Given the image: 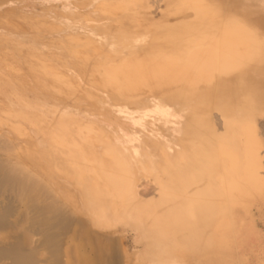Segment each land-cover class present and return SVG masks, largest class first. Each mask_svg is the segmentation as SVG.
<instances>
[{"label": "bare ground", "instance_id": "6f19581e", "mask_svg": "<svg viewBox=\"0 0 264 264\" xmlns=\"http://www.w3.org/2000/svg\"><path fill=\"white\" fill-rule=\"evenodd\" d=\"M211 1L213 5L205 0H169L162 18L145 26L135 13L143 0H131L138 6H125L123 22L117 29L108 26V20L115 18L120 9L112 0L97 4L102 15H52L55 27H51L61 34V40L47 46L46 54L31 53V60L24 58L30 68L26 84H34L52 101L60 103L74 97L78 106L95 107L96 95H77L75 84L67 75L69 71L86 83L108 88L112 104H130L138 111L150 110L153 116L150 121L140 112L128 115L127 120L134 124L132 133L127 138H112L94 125L73 121L67 114L46 120L36 112H26L24 105L14 113L6 111L9 115L1 111V116L24 119L34 125L35 136L40 135L44 146L52 148L39 153L27 130L23 133V126L12 125L3 118L0 121L11 135L28 136L23 137L24 150L15 155L18 161H0V194L7 191L14 195L13 202L23 220L17 218L20 223L29 221L24 220L29 209L37 210L35 194L55 193L46 188L47 181L29 168L41 171V164L51 161L50 156L59 150L56 162H47L50 167L40 172L50 181L48 187L52 185L67 196L61 181L69 180L79 204L74 195L67 198L93 225L107 227L116 223L138 231L142 249L137 257L141 262L186 264L187 258H192L194 264L227 261L221 255L226 247L219 242L238 237L242 224L238 216L243 208L264 199V177L258 173L259 138L264 135V129H258V121L264 117V0ZM227 8H234L235 14L225 15ZM186 13L191 18L185 22H167L172 15ZM34 26L42 32L51 28L41 23ZM97 30L107 36L108 46L98 47L75 32L92 34ZM24 53L29 52L26 49ZM92 60H96V65ZM5 76H0V95L4 99L10 97L7 95L13 85ZM188 86L194 87L192 94H187ZM201 86L202 92L198 90ZM136 93L146 95L136 100ZM152 93L162 98L158 109L154 102L144 100L155 96ZM13 102L16 103L14 99ZM213 111L222 122L220 134L212 126ZM89 142L101 146L102 151L94 155L87 150ZM85 161L92 162L89 170L83 168ZM160 170L167 179L164 183ZM140 177L151 179L158 186V200L137 198ZM4 213L0 209L2 229L7 226ZM73 236L74 247L64 252L67 261L59 262L56 256L54 264H92L81 250L86 244L102 254L109 249V242L91 239L84 221L75 225ZM15 243L17 246L10 250L15 264H35V254L22 252L28 246L26 236ZM235 257L230 260L232 264H241ZM99 264L106 263L100 259Z\"/></svg>", "mask_w": 264, "mask_h": 264}, {"label": "rangeland", "instance_id": "374dc122", "mask_svg": "<svg viewBox=\"0 0 264 264\" xmlns=\"http://www.w3.org/2000/svg\"><path fill=\"white\" fill-rule=\"evenodd\" d=\"M91 1L92 0H0V76L2 75L3 77H6L5 75H8L11 84H13L10 86L9 94L7 95L11 98L6 97V99H4L0 95V112L2 111V113L4 112L3 114L7 113V115H9V113L17 111V107H23L24 105V107H26V112H36L46 118V120H54L61 114H67L68 117H72L73 121H78L82 125H94L102 134L111 136L112 138H121L122 136L127 138L132 133L134 124L127 120L128 115H136L137 112H140L145 119L152 121L153 115L150 110L138 111V109L136 110L134 106L125 103H116L117 105L112 104L108 88L105 89L99 85L86 83L83 78L78 77L76 74L69 71L68 73L66 71V73L70 76V82L75 84L74 87L76 89L75 91L78 93L77 95H84L85 93L96 95L97 101L95 107L91 108L87 106L86 108L83 105L78 106L75 104L74 97L65 98L64 101L60 103L54 100L52 101V99L44 95L34 84L30 83L31 86L26 84L30 68L26 65L27 59L25 60L24 58L27 57L28 60H31L33 58L29 55L31 53L46 54L45 48L47 46H53L54 43L61 40V34L58 33L56 29L51 27L52 25L55 27V21L52 15H55L57 12H65L72 15H79L81 17H90L94 14L102 15V13L98 11L99 9L97 4L99 2L105 4L108 0H98L96 3H92ZM112 1L120 5V9L115 18L111 17V19L108 20V26L112 29H117L123 22L126 9L125 6H128V8L135 5L138 6V3L134 4L132 2L134 4L133 5L130 2L131 0H128V2L126 0ZM168 1L169 0H143L142 6H139L135 11L136 18L145 26H147V22H150L151 20L157 21L161 19L162 12L166 8ZM205 1L208 5L214 4V1ZM235 11L236 10L234 8H227L224 13H226L225 15H230L235 14ZM190 18V14L187 13L184 15L176 14L170 16V18L167 19V22L169 24H176L181 21L185 22ZM35 23L46 24L47 27L49 26L51 28L42 32V30H39L40 27L34 26ZM63 25L64 27L67 26L66 23H63ZM75 32H78L77 34L81 39L91 40L98 47L103 45L108 46L107 36L102 35L99 30L94 32L91 31L92 34L85 31ZM26 49L29 53L27 55H23L25 54L24 50ZM80 52L83 54L84 50L80 49ZM91 62L96 65V60H92ZM6 66L15 67L17 70H11L9 68L5 69ZM216 84H218L217 87H219V83L217 82ZM193 88V86H188L187 94H192L195 91ZM203 88L204 87L201 86L198 90L202 92L201 90H203ZM15 91L18 94H16ZM152 94L155 96H146L144 97V100L146 102H154V107L158 109L159 106H162V98L158 96V93ZM145 95L146 94L136 93L134 94L133 99H141ZM13 99L16 103L13 102ZM120 103H122V101ZM5 106L9 108H2ZM28 106L32 109L28 108ZM9 110L11 112H6ZM2 113H0V121L3 118V121L7 120L5 121L7 123L10 122L12 125L17 123L18 125L23 126L22 128L25 129L23 133L27 130L29 138L32 139V142L39 153L52 149L51 147L44 146V141L43 139L41 140L40 135H37V137L35 136L36 128L34 125L32 126L31 123L24 119L13 116L7 117L6 115L1 116ZM211 117L213 129L217 134L222 133V128L219 127L222 126L219 114L216 111H213ZM0 125L1 140H4L3 138H6L8 135V138L4 140L6 142L2 141L1 143L0 140V161L2 163H7V161L14 162L16 159L18 161V158L15 155L18 154L21 149L24 150V146H22L24 144L23 137L28 138V136H24L23 134L21 135V133L19 136L11 135L10 131L5 128L7 126H5L4 123H0ZM258 129L260 132L264 129V117L259 119ZM4 134H6L5 137L3 136ZM10 138L14 141V143H11L12 140ZM259 139L261 143V150L259 154L260 165L258 173L261 177H264V135L260 134ZM40 141L43 144L40 143ZM89 143L90 146H87V150L92 151L94 155H97V153L99 154L100 150L102 151L101 146L98 144L94 142ZM9 144H12V146H9ZM5 148L7 149L5 150ZM59 152V150L54 152V155L50 156L52 162L50 160L47 162L50 164L55 163L56 158L59 157ZM27 156L28 155L26 153L24 158H27ZM11 158L15 159L12 160ZM47 162L45 161L44 164H41V171L39 170L36 172L30 166L29 167L31 169L29 168V170L38 174V177L40 175V177L45 181L50 182L42 173H40L50 167V165H47ZM68 162L70 163V160ZM83 164V168L85 170H89L92 162L90 163V161H85ZM158 173L160 174L162 183L166 182L167 179L164 174H162L164 172L160 170ZM139 179L140 180L138 181L136 187L137 198L142 201L158 200V186L151 181V179L149 180L143 177H140ZM47 182L46 184L44 183L47 186L46 188L50 190L51 193H55H53L52 196H49L42 191L41 195L35 194V198L37 200V210L29 209L30 212L26 214V217L28 216V218L24 219L29 220L26 224L18 221L19 219L21 221L23 220L20 218V212H18L19 209H17V204L13 202L15 201L13 197L14 195H11L7 191H3V193L0 194V209L6 212L4 214H6L5 220L7 221V226H5V228L3 227L4 229L0 228V246L2 245L0 248L4 251L2 252L0 250V264H15V257L13 258L14 255L12 251L10 252V250H13L17 246L18 243H15L16 240L20 242V240H22L25 236L28 246L23 248L22 252L25 254L27 252L28 254L31 253L32 256L35 254V264H54L56 263V256L59 262L62 261L65 263L67 259L64 257V252H66L67 249L74 247L76 239L73 236V230L75 225L81 221H84L88 225L92 240H103L109 242L108 250L111 252L107 250L104 254L99 253L97 249L94 250L91 244H86L81 249L83 254L91 260L92 264H99L100 259H103L106 264H145L137 257L138 253L142 249V244L139 243L137 239V235L139 233L138 231H134L131 228L124 227L123 225L116 223L107 227H98L93 225L91 219L86 216L83 211L76 209L72 205L70 197L67 198L69 195H74L73 197L76 203L79 204V198L73 187V182L71 183V181L66 179L61 181L68 191L67 196L61 194L52 185H49L48 187ZM11 208L13 210H11ZM158 211L159 214L162 213V210ZM17 215L19 217H17ZM239 219L242 223L238 232L239 236L219 242V245L226 247V250H224L221 255L227 260L223 263L219 262V264H232L230 260L235 256L241 264H264V199H258L247 204L240 213V216H238V220ZM12 224L16 225L17 229L14 228V225V227L11 226ZM110 247H112V249ZM5 248H7V251ZM100 256H102V258H100ZM222 256L221 258H223ZM184 261L186 264H194L195 262L192 258H187Z\"/></svg>", "mask_w": 264, "mask_h": 264}]
</instances>
